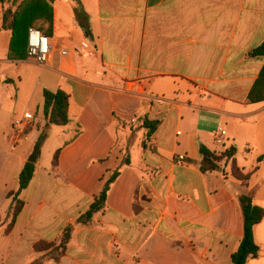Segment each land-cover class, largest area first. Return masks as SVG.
<instances>
[{"label": "crops", "instance_id": "1", "mask_svg": "<svg viewBox=\"0 0 264 264\" xmlns=\"http://www.w3.org/2000/svg\"><path fill=\"white\" fill-rule=\"evenodd\" d=\"M12 6L0 3V264H233L240 196L264 210V57L250 55L264 43V0H53L43 66L10 58L3 16ZM58 90L69 96L70 123L49 128L6 233L8 194L46 125L44 92ZM26 113L31 124L14 129ZM145 118L160 125L144 147ZM220 129L224 146L215 144ZM48 144L51 161L39 165ZM202 147L233 154L204 173ZM233 163L248 180L233 176ZM117 170L106 209L76 225ZM68 225L58 261L37 251ZM254 237L260 253L247 264H264V218Z\"/></svg>", "mask_w": 264, "mask_h": 264}, {"label": "trees", "instance_id": "2", "mask_svg": "<svg viewBox=\"0 0 264 264\" xmlns=\"http://www.w3.org/2000/svg\"><path fill=\"white\" fill-rule=\"evenodd\" d=\"M52 1L53 0H0L2 5L10 2L13 4L12 7L5 10L3 16V29L12 32L10 58L25 59L27 57L28 31L30 28L37 29L45 36L49 37L48 34L52 28ZM76 14L78 20L85 29L86 35L91 37V32L89 25L85 20L87 18L83 13V9L81 7L76 9ZM47 25H49L48 29ZM250 55L264 57V43ZM261 80H264V69L261 73ZM44 98L43 115L46 125L36 143L35 153L37 155H40L41 153L42 146L48 136V130L51 126H67L70 123L68 94L63 90H58L56 92L45 91ZM159 125V121H151L148 118L144 119L143 128L147 131L144 140V147L145 142L150 141ZM200 151L203 155L201 170L204 173L218 170L221 167L222 162L225 161V157L229 159L233 154V152L230 151L224 157L217 156L205 147H202ZM130 163L131 162L128 158L123 161L124 165H130ZM58 164L59 153L54 157L53 168L56 169ZM35 172L36 164L27 162L19 176V190L8 194V198L12 200V204L9 210V222L5 229L6 233L12 231L24 208L25 202L22 199V195L30 186ZM120 173L121 170L112 173L100 195L95 198L88 210L77 219L76 225L89 226L94 220V217L106 209L109 193L112 186L119 178ZM232 173L237 180H248L249 176H242L241 170L237 167L236 163H233ZM239 202L244 220V235L238 250L232 255V263L247 264L250 259L258 257L260 253V248L255 241L254 229L263 220L264 210L254 204V198L251 195L240 196ZM134 207L137 211L136 203ZM1 225L2 219L0 217V226ZM73 232L74 226L68 225L58 241L53 243H40L37 245L36 249L38 252L51 250L54 254L55 261H58L67 251Z\"/></svg>", "mask_w": 264, "mask_h": 264}, {"label": "built area", "instance_id": "3", "mask_svg": "<svg viewBox=\"0 0 264 264\" xmlns=\"http://www.w3.org/2000/svg\"><path fill=\"white\" fill-rule=\"evenodd\" d=\"M51 54V43L49 37L45 36L41 31L30 28L28 31V52L27 59L37 65L43 66L48 62ZM67 54V52H63ZM1 83V80H0ZM33 121V115L26 113L21 120H16L13 124L14 129H19L25 124L28 126ZM227 131L220 129L215 137V144L217 146H224L227 140ZM186 158L180 156L178 158V164H186Z\"/></svg>", "mask_w": 264, "mask_h": 264}, {"label": "rangeland", "instance_id": "4", "mask_svg": "<svg viewBox=\"0 0 264 264\" xmlns=\"http://www.w3.org/2000/svg\"><path fill=\"white\" fill-rule=\"evenodd\" d=\"M0 75H2V73L0 72ZM0 78H1V76H0ZM16 81V80H15ZM17 82V81H16ZM15 82V83H16ZM59 130H61V129H59ZM128 138V137H127ZM133 138H134V133L131 135V137H129V139H128V143L130 144V142H131V140H133ZM51 145L50 144H48L46 147H45V149H44V151H43V155L41 156V158H40V160H39V165H43L44 166V164H49L50 163V157L51 156H49V152L51 151V147H50ZM43 147V146H42ZM34 154H36V153H32L31 155H30V157L29 158H31ZM5 157H9L10 155H9V150L8 151H6V155H4ZM13 157V156H12ZM12 157H10V158H12ZM28 158V159H29ZM229 162H227V161H223L222 162V164H221V167H224L225 165H227ZM232 168H233V166H232ZM241 174H242V176H244V174H243V172L241 171Z\"/></svg>", "mask_w": 264, "mask_h": 264}, {"label": "water", "instance_id": "5", "mask_svg": "<svg viewBox=\"0 0 264 264\" xmlns=\"http://www.w3.org/2000/svg\"><path fill=\"white\" fill-rule=\"evenodd\" d=\"M38 159V155L34 154L31 158L28 159V163L36 164Z\"/></svg>", "mask_w": 264, "mask_h": 264}]
</instances>
